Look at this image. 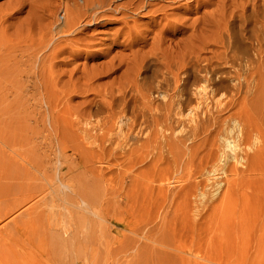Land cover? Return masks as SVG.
I'll return each instance as SVG.
<instances>
[{"label": "rangeland", "instance_id": "obj_1", "mask_svg": "<svg viewBox=\"0 0 264 264\" xmlns=\"http://www.w3.org/2000/svg\"><path fill=\"white\" fill-rule=\"evenodd\" d=\"M225 1L227 5L264 3ZM71 3L50 0L45 10L28 5L13 10L8 21H0V264H34L16 262L13 255L35 250L27 238L39 228L54 259L49 257L42 264H57L63 249L54 244L60 236L42 225L56 221L64 211L62 205L78 210L55 194L37 170L26 168L12 155L40 161L44 150L53 148L70 156L63 160L68 168L65 182L80 186L83 172L73 152L78 141L44 140L30 132L32 128L49 129V117L56 123L78 118L89 130V125L104 119L106 113L86 117L83 109L102 103L125 107L113 131L118 133L119 126L127 124L126 129L132 124L127 143L136 148L119 159L120 165L109 166L107 158L93 163L105 170L107 179L99 183L107 195L99 199L97 207L108 217L96 220L112 241L107 255L104 247L96 249L94 264H264V8L249 5L232 12L207 0H174V24L184 30L162 35L160 45L153 42L155 34L150 30L155 27L148 25V17L128 12L137 17L139 32L147 24V44L131 45L136 35L131 20L126 29L113 20L97 19V24L86 26L77 35L82 40L73 43V50L79 53L76 58L66 49L55 59L48 56L38 62L47 57L42 53L51 50L46 37L49 20L65 28ZM8 4L16 7L13 0H0L2 17L10 9ZM18 20L29 22L20 25ZM44 34L47 46L38 51ZM161 49L166 52L161 60L179 74L178 83L165 69L146 78V72L136 74L145 53L152 50L159 55ZM121 59L127 60V76L122 75L125 66L118 69ZM147 64L156 68L150 56ZM116 67L118 70L112 69ZM92 68L99 74L97 80L81 78L77 85L82 89L88 86L93 93L67 92L66 96L60 92L69 100L62 111L45 110L48 121L31 127L30 86L36 77L59 74L63 83L72 73L76 81ZM185 74H192L189 83L183 81ZM18 87L22 94L19 102L25 106L20 126L15 124ZM119 96L121 100H113ZM152 106L157 107L155 112ZM148 109L156 113V121ZM14 129L15 144L5 143L1 137ZM113 140L114 144L118 141ZM42 163L51 178V164ZM44 194L47 198L40 200ZM64 237L62 233L61 240ZM6 257L10 263L5 262Z\"/></svg>", "mask_w": 264, "mask_h": 264}, {"label": "bare ground", "instance_id": "obj_2", "mask_svg": "<svg viewBox=\"0 0 264 264\" xmlns=\"http://www.w3.org/2000/svg\"><path fill=\"white\" fill-rule=\"evenodd\" d=\"M16 3V7L11 4H8L10 7L9 10L4 12L3 17L0 14V21H8L9 18H12L11 12L13 10L20 11L21 8L25 6H38L42 10H45L47 7L49 9L50 0H13ZM117 2L116 5H112V2ZM211 5L219 7L221 9L231 8L232 12H235L239 8H247L251 5L254 8H264V3L260 5L257 3H233L230 5L226 4L225 0H207ZM47 2V3H46ZM174 0H81V4H76V0H72L70 8L66 10L64 24L65 28L53 24L52 20H49L50 26H48L46 37L48 38L49 54L42 53L43 57L47 56L44 59H38V62L42 63L43 60H48V56L55 59L59 53H63L66 49H69L71 55L76 58L79 54L77 49L74 51V44L82 40L78 34H81L82 31L89 25H95L98 23L97 19H107L113 20L114 23H121L123 28L127 29L128 21L133 22L131 28L136 31V35L131 39V45L138 44H147L148 37L146 32L148 30L147 24L145 28L139 32L137 30L138 19L132 15H128L130 12L136 16L148 17V25H153L155 29L150 30L155 35L152 38L159 45L162 41V35L168 33L172 34L173 31L179 32L184 30V27L181 25H175L174 16L175 9L177 6L173 5ZM185 7H189V4H185ZM180 9V8H179ZM141 10H144L143 14ZM110 13V15H109ZM118 15V16H116ZM120 15V16H119ZM20 25L28 23V20H18ZM172 23V24H171ZM175 25V26H174ZM225 26H230V23L225 22ZM170 31V32H169ZM139 32V33H138ZM2 38H6L2 36ZM127 38V37H125ZM6 39H1V41ZM63 41L61 44L60 41ZM46 45L45 34L42 36V39L38 42V51L42 50V46ZM142 45V46H143ZM127 47V40L124 45ZM160 55V56H159ZM153 52L152 50L145 53L143 60L136 66V74L141 75V72H146V77L154 76L161 69H165L172 74L175 83H178L179 74L174 73L171 70V65L168 63H163L161 57L166 56L164 49L160 50V53ZM151 57L154 60L156 68L147 64V58ZM37 61V59H36ZM122 66H125V70L122 71V75L127 76V60L121 59L118 62V69ZM113 70H118L112 68ZM149 73V75H147ZM99 74L95 73V69L92 68L87 72H82L81 76H78L76 81L72 80V73L69 74L67 81L62 82V77L59 74H52L51 78L46 77H36V80L33 81L32 86H30L32 95H31V111H30V122L31 127H36L37 123L44 122L47 115L45 110L57 109V111H62L63 104L69 102L67 98L60 96V92H65L67 96L68 93L73 94H85L89 95V87L79 88L77 81L81 78H87L90 80H97L96 76ZM239 75H243L239 73ZM192 74H185L183 81L190 82ZM247 82V76H243ZM206 82L205 78H201ZM204 87V86H202ZM65 90H64V89ZM61 89V90H60ZM21 88L18 87L16 98H15V114L16 117L15 124L20 126V113L25 108L24 104L20 101L22 96ZM89 92V93H88ZM73 96L70 95V98ZM52 98V99H50ZM62 99H66L63 103ZM114 101L121 100L119 97H114ZM91 104V101L88 103ZM157 107L152 106V110ZM151 109H148L152 119L156 121V113H153ZM41 110V111H40ZM156 110H154L155 112ZM125 112V107L114 108L112 103L100 104L96 108L92 106H87L83 109V113L86 117H92L97 114H104L105 118L102 120H97L95 124H90L91 128L88 130L86 126L81 124V121L78 118L70 121H60L58 123L54 122L50 117L49 119L52 123H47L49 129L45 127L43 130L31 129V136L42 139L59 140L63 139H72L78 141L76 145L73 146V152L75 157L79 158L78 165L82 169L80 186L76 187L74 184L66 183L64 176L68 168H65L63 160L69 159L70 156H65L61 152H56L55 149L44 150L41 155L42 160L31 159L30 157L22 154L12 155L14 159L21 160L26 168L31 167L37 170L40 176L47 181V183L52 186L55 194L60 198L64 199L67 204H72L78 210L75 211L67 206H63L64 211L59 214L56 221H51L50 223H45L42 225L44 229L49 228L52 230L53 234L60 236L58 243H55L56 248L63 249L57 259V264H94L96 249L104 247L106 255L108 254L109 247L112 244L109 236L105 233L104 225L96 220L99 218H107V213L101 208L98 209L97 203L99 199L107 195V192H103L99 183H104L105 180V170L98 169L96 166H93L94 162H98L102 158H107L106 163L111 166L113 164L120 165L122 161H119L121 157H124L128 153H131L135 150L136 146L127 143L128 130H133L132 124L127 127V124L120 127L119 132L116 133L113 131L115 127L116 118L120 117ZM32 117V118H31ZM83 118V116H80ZM16 129L13 130L9 135H5L2 140L7 143L9 140L11 144H15L16 140ZM118 139L114 144L115 138ZM148 141V139L146 140ZM9 143V142H8ZM7 143V144H8ZM11 144H9L11 146ZM128 145V148H127ZM143 146V143L139 145V148ZM12 147V146H11ZM120 150V151H118ZM107 152L108 155L105 153ZM124 153V155H122ZM106 155V156H104ZM110 155H114V158H111ZM236 155L234 156V158ZM43 160L51 164V169L54 172V175L48 179L45 169L43 168ZM115 161V162H114ZM124 161V160H123ZM42 165H41V164ZM28 166V167H27ZM108 167V166H107ZM233 170L237 172V169ZM18 174H21L17 171ZM33 179H41L39 177H33ZM54 181V182H53ZM44 190H41L43 192ZM47 197L42 195L39 199L44 200ZM104 200V198H103ZM16 216H13L11 219L16 221ZM98 221V222H97ZM37 233L31 238H27L31 245L35 248L34 251L29 252H17L14 253V258L16 262L19 263H28L32 261L34 264H42L45 261L49 260V257L52 258L51 254L47 250V240L43 238L42 228L38 229ZM48 230V231H49ZM64 234L65 237L61 240V234ZM36 239V241L34 240ZM101 239V240H99ZM19 247L23 248L22 241L18 242ZM52 246V244L50 243ZM44 253V254H43ZM4 258V257H3ZM33 259V260H31ZM53 259V258H52ZM6 263H10L9 257L5 259ZM3 260V262H4ZM54 261V259H53Z\"/></svg>", "mask_w": 264, "mask_h": 264}]
</instances>
